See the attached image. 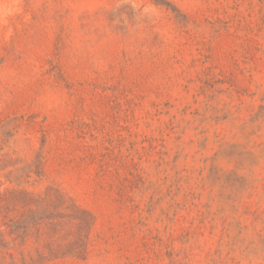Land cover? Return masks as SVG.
Here are the masks:
<instances>
[{"label":"rangeland","instance_id":"obj_1","mask_svg":"<svg viewBox=\"0 0 264 264\" xmlns=\"http://www.w3.org/2000/svg\"><path fill=\"white\" fill-rule=\"evenodd\" d=\"M0 264H264V0H0Z\"/></svg>","mask_w":264,"mask_h":264}]
</instances>
